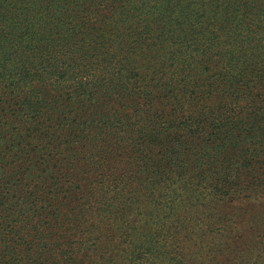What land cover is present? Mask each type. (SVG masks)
Listing matches in <instances>:
<instances>
[{
    "label": "trees",
    "instance_id": "1",
    "mask_svg": "<svg viewBox=\"0 0 264 264\" xmlns=\"http://www.w3.org/2000/svg\"><path fill=\"white\" fill-rule=\"evenodd\" d=\"M252 33L264 40V0H0V163L63 156L73 181L48 201L78 214L83 257L96 258L98 235L108 237L102 223L115 189L136 183L194 194L237 184L236 170L216 179L208 172L218 154L249 139L233 136L229 116L224 122L200 116L186 126L176 110L156 106L148 86L131 85L155 78L157 64L179 56L187 68L205 56L235 61L228 50L208 51L211 41L225 38L232 48ZM255 68L241 71V81L264 83V69ZM73 99L86 100L85 111L64 113ZM18 123L20 132L12 128ZM129 153L137 163L126 172L153 177L125 178ZM53 175L48 180L58 185ZM8 180L0 179V208L26 221L23 211L33 213L40 201ZM2 246L0 240L2 255L11 249ZM2 255L0 264H12L13 253L7 263Z\"/></svg>",
    "mask_w": 264,
    "mask_h": 264
},
{
    "label": "rangeland",
    "instance_id": "2",
    "mask_svg": "<svg viewBox=\"0 0 264 264\" xmlns=\"http://www.w3.org/2000/svg\"><path fill=\"white\" fill-rule=\"evenodd\" d=\"M260 39L252 33L242 45L232 48L225 38L213 39L208 51L228 50L237 60L221 61L217 56L208 60L206 52L204 61L187 68L179 56L176 62L157 64L155 78L131 85L139 91L148 86L156 106L176 110L183 121L186 119V126L200 116L214 122H224L229 116L233 136L249 139L235 149L228 148L225 155L218 154L208 172L216 179L227 170H236L239 181L235 186H223L219 192L211 186L194 194L180 190L165 193L136 183L124 192L117 188L109 195L102 223L108 237L98 235L97 256L87 259L83 257L86 237L80 234L84 229L77 224L78 214L48 201L49 194L71 187L73 172L63 156L0 163V179L9 176L11 180L6 182L40 201L37 208L30 207L34 214L23 211L26 221L0 208L2 248H11L0 253L4 262H11L7 256L13 253L12 264H264V83L253 77L241 81L240 77L241 71L250 74L254 67L255 71L264 69V40ZM253 63L256 66L252 67ZM85 101L73 99L62 110L78 115L85 111ZM111 109L121 113L117 105ZM12 128L20 132L22 125ZM3 146L0 142V154L5 153ZM135 156L123 155L125 178L139 182L153 177L146 172L144 176L126 172L137 163ZM53 172L58 185L48 180ZM31 215L35 218L28 220Z\"/></svg>",
    "mask_w": 264,
    "mask_h": 264
}]
</instances>
